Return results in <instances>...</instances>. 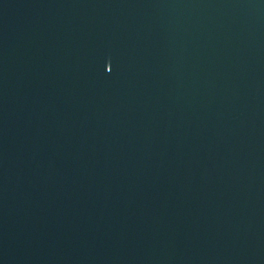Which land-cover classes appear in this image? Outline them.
Wrapping results in <instances>:
<instances>
[{"label": "water", "instance_id": "water-1", "mask_svg": "<svg viewBox=\"0 0 264 264\" xmlns=\"http://www.w3.org/2000/svg\"><path fill=\"white\" fill-rule=\"evenodd\" d=\"M0 264H264V0H0Z\"/></svg>", "mask_w": 264, "mask_h": 264}]
</instances>
